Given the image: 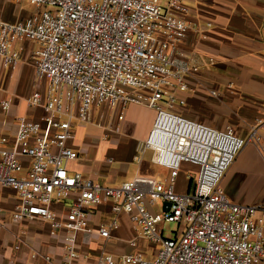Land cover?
<instances>
[{
  "label": "built area",
  "instance_id": "built-area-1",
  "mask_svg": "<svg viewBox=\"0 0 264 264\" xmlns=\"http://www.w3.org/2000/svg\"><path fill=\"white\" fill-rule=\"evenodd\" d=\"M27 1L43 8L20 19L0 17V65L13 69L22 43H34L29 61L44 86L26 95L25 103L41 114L18 115L15 131L0 135V185L19 195L13 221L43 219L50 233L66 231L64 255L51 264H70L75 232L92 230L90 210L105 200H111L112 215L95 227L100 236L109 238L125 212L136 232L129 244L141 238L156 248L147 257V249L114 256L102 247L93 264H264V203L231 201L219 185L239 150L259 141L264 109L245 137L229 124L217 128L178 111L187 77L198 68L181 46L187 32L198 28L185 16L187 5L181 0ZM131 103L155 111L132 159L140 163L150 151L151 162L168 168L167 177L138 172L104 184L71 168L69 162L82 154L70 142L72 125L102 126L96 118L110 111L114 119L104 128L119 132ZM0 104L8 108L10 100L0 98ZM182 162L197 169L181 192L175 183ZM158 200L170 204L157 211ZM168 222L176 227L166 234Z\"/></svg>",
  "mask_w": 264,
  "mask_h": 264
},
{
  "label": "crops",
  "instance_id": "crops-1",
  "mask_svg": "<svg viewBox=\"0 0 264 264\" xmlns=\"http://www.w3.org/2000/svg\"><path fill=\"white\" fill-rule=\"evenodd\" d=\"M181 1L188 7L186 18L198 24V28L187 32L181 46L193 55L198 68L194 75L187 77L189 88L182 92L185 103L178 111L217 128L229 124L235 133L245 137L255 116L264 109V0ZM1 16L10 20L18 18L14 12L2 9ZM22 46L21 58L13 69L0 65V98L10 100L8 108L0 104V135L10 136L15 131L18 115L36 118L41 114V109L29 108L25 103V96L41 83L29 61L34 43L24 41ZM22 73L24 76L20 77ZM106 116L110 122L114 119L110 111ZM154 116L153 108L131 103L125 110L119 132L95 124L74 123L75 136L70 142L82 154L70 161L69 166L104 184H118L138 172L165 179L168 168L151 162L150 151H146L149 155L140 163L132 159L135 162L132 169L121 159L117 163L115 159L105 161L111 156L105 155L108 150L118 155V144L124 135L134 136L133 151L137 141L148 134ZM102 130L107 132L102 137L108 138H101ZM260 133L259 141L247 142L221 177L219 185L231 201L264 203V129ZM190 167L197 169L190 162L181 163L175 183L178 191L188 189ZM18 200L17 192L0 185V264L57 263L64 255L66 231L59 229L50 233L43 219L13 221L11 211ZM110 203L111 200H105L91 208L88 216L91 231L75 232L76 256L70 264H93L102 247L118 256L139 249L138 243L145 241L137 238L136 245L129 244L136 232L125 212L119 215V225L109 238L96 232L97 224L112 215Z\"/></svg>",
  "mask_w": 264,
  "mask_h": 264
},
{
  "label": "rangeland",
  "instance_id": "rangeland-1",
  "mask_svg": "<svg viewBox=\"0 0 264 264\" xmlns=\"http://www.w3.org/2000/svg\"><path fill=\"white\" fill-rule=\"evenodd\" d=\"M42 8H43V6L37 5V4L32 3L30 1H27V0H24V1H21V2H12L10 0H0V17H2L1 16V9L2 10H9V11L14 12L15 15L18 17L17 19H20L22 17L27 16L28 14H30L32 12L41 10ZM23 74L24 73H22L20 75V77H23L24 76ZM39 82L40 81H38V83ZM40 83H41V85L37 84V89H42L43 88L44 83L43 82H40ZM25 84H26V81H25ZM25 84L22 83L23 87H21V86L20 87L24 88ZM28 86H29V83H28ZM180 107L181 106H177V109L180 108ZM108 116L105 115V117L102 118V119L96 118V121L100 122L102 127L104 128V126H107L110 123V119H109ZM80 124H82V123H80ZM73 129H75V125H74ZM84 134H86V132H84ZM104 134H105V131L102 130L101 138H108L107 136L106 137H102ZM133 139H134L133 135H124V136H122V139L119 141L118 149L116 151V152H118L119 156L118 155L115 156L112 153V152H114L112 150H108V152L105 155H111L112 158L116 160L115 163H117L118 160H120V159L125 161L128 164V166L131 167V169H132L135 166V162L132 161V155L134 153V149H133V151L131 149V145H132ZM148 155H149V152H146L144 157L146 158ZM188 171L192 172V175L195 176L196 170H194L193 167H190V169ZM161 206H162V202L158 200L156 202V204H155L154 209L159 211L161 209ZM175 227H176V223L168 222L165 225V228H164L165 229V233L169 234L170 230L175 229ZM139 241L143 242L144 240L139 239ZM138 245H139V249H147L148 250L147 251L148 253H146L147 257L152 256L151 251H153L154 248H156V245H154V244H152V243H150L148 241H144L143 243H138Z\"/></svg>",
  "mask_w": 264,
  "mask_h": 264
},
{
  "label": "water",
  "instance_id": "water-1",
  "mask_svg": "<svg viewBox=\"0 0 264 264\" xmlns=\"http://www.w3.org/2000/svg\"><path fill=\"white\" fill-rule=\"evenodd\" d=\"M170 202L169 201H163L162 203V208L164 209L166 205L169 206Z\"/></svg>",
  "mask_w": 264,
  "mask_h": 264
}]
</instances>
